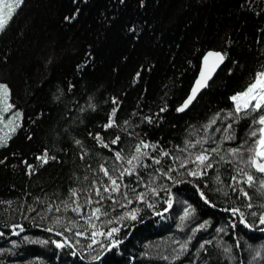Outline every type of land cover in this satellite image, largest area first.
<instances>
[{
    "label": "trees",
    "instance_id": "obj_1",
    "mask_svg": "<svg viewBox=\"0 0 264 264\" xmlns=\"http://www.w3.org/2000/svg\"><path fill=\"white\" fill-rule=\"evenodd\" d=\"M77 8L78 13L74 11ZM67 15L73 19L65 20ZM133 24L136 29L130 31ZM209 49L224 50L228 56L193 105L183 113L175 111L190 91L202 56ZM262 66L264 0H144L143 4L140 0L123 3L120 0H23L6 31L0 33V82L10 85L13 102L24 111L21 127L6 146L0 147V230L6 233L0 236V248L5 249L0 253V264H201L195 252L198 241L213 237L216 239L206 247L218 264H264V225L257 224L252 229L240 225L227 232L216 231L228 223L230 214L225 208L237 206L246 213L249 211L243 207L246 198L232 194L229 187L244 183L232 180L240 175L234 170L236 161L206 170L212 187L229 192V196L217 199L216 193L209 190L219 207L205 204L195 186L186 182L172 186L175 200L166 212L164 199L146 191V198L151 197L160 215L153 214L143 201H134L121 209L110 199L100 200L96 195L97 184H93L94 180L107 181L100 164L110 170L114 165L121 170L127 167L126 160L115 159L113 149L118 147L122 155L128 156L139 139L159 141L157 148L162 146L173 154L182 153L189 140L195 143L205 136L214 140L213 134L223 141L221 154L228 146H238L241 139H249V123L241 120L239 124L233 122L230 130L236 139L223 140L224 129L232 121L226 120V112H221L212 128L206 130L204 125L215 112L232 106L230 95L252 82ZM228 68L233 71L229 73ZM137 72L141 74L139 79ZM113 96L119 97L118 126L104 129L102 125L113 107ZM92 104L94 109L89 107ZM165 104L168 105L165 111L158 112ZM40 112L43 115H38ZM149 115L163 119L149 123L144 120ZM125 120H129L128 125L123 123ZM214 128L221 131L214 132ZM97 131L108 141L119 134L118 146L106 148L98 144L94 135H88ZM77 139L82 144L77 145ZM209 143L210 140L203 147H213ZM44 149L58 158L46 164L36 159ZM144 150L158 154L153 149ZM25 159L37 166L31 175L23 162ZM145 160L148 166L137 171L147 181L149 173H155L160 166L167 167L171 157L161 156V165L149 157ZM112 174L119 176V172ZM217 174L222 183L215 182ZM256 175L257 179L261 178L260 173ZM124 182L134 187L139 181L135 174L131 177L125 174L121 183ZM165 182L172 183L161 177L153 186ZM244 186L248 188L246 183ZM73 188L77 189L79 201L76 202L82 204L84 214H90L91 206L109 212L108 217L100 216L95 221L98 224L132 207L141 209V218L133 222L134 228L121 226V232L127 235L123 236L120 249L106 253L100 261L84 259L87 253L71 256L66 249H57L51 243L52 239H62L47 230L54 216L76 218L80 228L87 227V221L79 219L71 209L64 211L63 202L75 200L70 199ZM146 188L142 183L137 191ZM248 190L257 204L258 186ZM101 191L107 197L102 185ZM160 191L163 196V190ZM115 195L117 201L123 202L120 194ZM89 196L92 205L85 203ZM182 200L197 208L196 222L211 217L215 227L197 231L189 249L173 261L166 257L173 249L181 251L179 244L192 234L195 226V222H185L177 227L181 223ZM48 205L53 208L49 210ZM29 207L34 210L29 212ZM12 223L23 224L24 230L13 233L5 226ZM25 236L29 239L24 240ZM13 239L18 245H12ZM78 239L88 242L86 238ZM236 240L240 241L239 246ZM218 242L232 245L230 256L223 254ZM92 248L100 251L96 245ZM257 251L260 256H256ZM144 252L149 255H141ZM200 255H205L202 250Z\"/></svg>",
    "mask_w": 264,
    "mask_h": 264
},
{
    "label": "snow or ice",
    "instance_id": "obj_2",
    "mask_svg": "<svg viewBox=\"0 0 264 264\" xmlns=\"http://www.w3.org/2000/svg\"><path fill=\"white\" fill-rule=\"evenodd\" d=\"M121 3L124 0H120ZM23 3V0H0V33L6 31L9 26L10 21L12 20L14 14H16L17 9ZM140 3L143 4L144 0H140ZM78 13L80 10L77 8L74 10ZM65 20L73 19L72 15H67L64 17ZM136 25L133 24L130 26V31H135ZM228 56V53L224 50L209 49L202 56L201 65L198 66V75L194 79V83L190 87V91L182 99V102L178 104L175 108V111L183 113L193 105L194 101L197 99V96L203 89L210 86V81H212L214 75L217 73L218 69L224 63ZM87 61H85L86 63ZM79 67V66H78ZM227 71L231 73L232 68H228ZM140 72L136 73V78H140ZM113 107L111 108L110 114L102 127L108 129L114 126H118L117 123V111H118V100L119 97L113 96L112 98ZM229 99L233 102L232 106L227 110H220L213 114V117L210 118L204 125L205 129L212 128V125L217 123V119L221 116V112H226V118H231L233 122L239 124L241 120H247L250 126V131L248 133L249 139H241L238 146H228L227 151L224 154H221V143L223 141L217 140L212 141L216 146L205 148L203 143L208 142L210 137H202L200 140L193 143V141H187V146L183 148L182 153L173 154L164 147L157 148L159 141L152 142L146 139H139L135 144L134 151L128 155H122V150L118 147L113 149L115 154V159L118 161H125L127 167H124L121 170L119 167L115 166L110 170L105 164H100V169L103 170L104 176L107 177V181H93V184H97L96 195L100 200L110 199L113 204H119L120 208L123 209L125 205H130L134 201H143L146 203L149 209H152L153 214L160 215L161 213L156 212L151 202V197L146 198V191H150L152 196L160 197L164 199V202L167 204V208H164L163 211H168L173 207L175 200V193L172 191L173 185H180L183 183H190L195 186V189L198 192L201 200L211 206L219 207V204L210 197L209 190L213 193H216L217 199L221 196H229V192L222 190L221 188H216L211 186L210 177L208 175L207 169H213L214 166L219 167L221 163L231 164L233 161H239L236 164L235 171L239 172V176H233V181H242L238 186L236 184L229 185L231 188V193L234 195H242L246 198L244 208L249 211L246 213L242 210L241 207L233 206L227 207L224 210L229 213L228 223L224 227H219L216 229L217 233L227 232L238 228L240 225H243L247 229H252L257 227V224L264 225V66L260 70H257L254 74L252 82L247 84V86L241 90L233 92ZM90 108H95V105L92 104ZM168 107L167 104L163 108H160L158 112H163ZM83 111V109H81ZM135 113L136 110H133ZM38 115H43V112L38 113ZM24 117V111L19 109L12 100V89L7 82H0V147L6 146L12 136L17 132L21 127L22 120ZM157 119L162 120L163 116H145L144 120L152 123ZM125 125L129 124V120L123 122ZM232 123L227 124L224 129L226 135L223 136V140L234 141L236 139L235 134L230 131L232 129ZM214 132L221 131L220 128L212 129ZM125 131L127 129L125 128ZM89 136H95L96 142L106 148H112L113 145L119 144L121 136L116 134L111 141H108L104 138L101 132L97 131L95 133L89 132ZM132 135V133H129ZM254 138V139H253ZM77 145L82 144V141L77 139L75 141ZM196 145H200L199 148ZM178 149L179 145L176 146ZM144 149H153L158 154L153 155L149 151ZM183 153H187L184 155ZM161 156L171 157V160L168 162L167 167L160 166L155 170V173H149V179L145 181L137 171L139 167H147V161L145 157H149L152 162L156 165H161ZM219 157V159H217ZM56 156H51L48 149H44L41 153L36 156V159L47 163L50 159H57ZM5 160L7 157L4 158ZM2 162V161H0ZM26 165V169L29 172V175L33 171L37 170V166L31 162H28L27 159L23 161ZM244 166V167H242ZM112 172H119V176L112 174ZM261 174V178L257 179L256 173ZM125 174L129 177L135 174L136 180L139 181L135 183L134 187H129L127 182L123 184L121 181H124ZM161 177H166L167 181L172 183H162L157 186H153L155 180ZM216 183H222L219 174L215 176ZM144 183L147 185L145 190L137 191L138 188H141V184ZM248 185V188L258 186V193L260 196L257 204L259 208L257 209V204L253 203L252 194L244 186ZM101 185L103 192L107 193V197L102 194ZM208 186V190L206 187ZM123 188V191L121 189ZM163 190L164 195L161 196V191ZM120 194L122 201H117L116 195ZM74 197L75 200L72 203L68 201L63 202L64 211L67 213L69 209L72 212L76 213L77 217L81 220L87 221V227L80 228L76 218H69L68 216H54L50 219V226L48 231L56 233L62 239H52L53 243L57 249L67 250L71 256H77L78 253H87L83 258L92 261H100L105 257L106 253L115 252L120 249L122 245V238L126 236L127 233L121 232V226L124 228L136 226L133 222H139L141 209L139 207H132L129 210L121 211L120 214L114 215L111 219H106L105 221H100L96 223L95 221L100 220V216L108 217L109 212L103 210L98 206H91L89 208L90 214H84V208L79 201V196L77 195V189H71L70 199ZM166 197V199H165ZM37 200L40 197H36ZM7 204H11V201H5ZM85 203L92 205V197L89 196L85 200ZM98 204L99 201H96ZM181 204L183 205L182 211L180 213L181 223L177 227H181L185 222L193 223L195 226L191 229V233L187 235L186 240L183 243L179 244L180 252H176L173 249L172 254L168 259L173 261L177 260L180 255L186 252L190 247V242L194 239V234L202 229H206L211 224V217L204 218L199 222H196V213L197 208L194 207L192 203H189L187 200H182ZM52 205H48V209L51 210ZM34 209L32 207L28 208V211L31 212ZM56 211H59V207L56 208ZM253 217L254 219L250 220L248 217ZM27 218V217H26ZM43 219V217H42ZM35 222V221H33ZM102 224H107L109 227L105 228L101 226ZM230 225V227H229ZM6 227H10L13 233L19 234L24 230L23 224H5ZM37 227H41V224H37ZM215 227V226H213ZM74 228L79 230H74ZM90 228V232H89ZM66 233H72L70 237ZM6 233L0 230V236H4ZM106 239H100L105 238ZM78 238H86L87 243ZM29 237L25 236L24 240H28ZM212 239L198 241V247L195 249L197 257L201 260V264H218L217 260L213 259V253L209 250L206 245H211L213 243ZM222 239V238H221ZM12 245H18V241L13 239L11 241ZM40 243H48V240H40ZM236 246H239L240 241H235ZM92 245H96L100 249L99 252H96L92 248ZM217 246L223 249V254L230 256L233 249L232 245L224 242L223 244L217 243ZM201 250L205 254L201 256ZM5 249L0 248V253L4 252ZM10 251V250H9ZM141 255H149V253L144 252ZM259 251L256 252V256H260Z\"/></svg>",
    "mask_w": 264,
    "mask_h": 264
},
{
    "label": "rangeland",
    "instance_id": "obj_3",
    "mask_svg": "<svg viewBox=\"0 0 264 264\" xmlns=\"http://www.w3.org/2000/svg\"><path fill=\"white\" fill-rule=\"evenodd\" d=\"M226 120L229 121V120H231V119H230V118H227ZM230 122L233 123V121H230ZM249 131H250V128H249ZM247 135H248V134H247ZM213 136H214V140H213V138H211V139H210V143H211V144L213 145V147H214V146H216V145H215L214 143H212V141H217L218 138H216V137H215L216 135H214V134H213ZM213 136H212V137H213ZM209 137H210V136H209ZM217 137H218V136H217ZM248 137H249V136H248ZM253 139H254V138H253ZM206 143H207V142H205V145H206ZM210 143H209V144H210ZM203 144H204V143H203ZM226 151H227V150H226ZM225 153H226V152H225ZM236 162L239 163V161H236Z\"/></svg>",
    "mask_w": 264,
    "mask_h": 264
},
{
    "label": "water",
    "instance_id": "obj_4",
    "mask_svg": "<svg viewBox=\"0 0 264 264\" xmlns=\"http://www.w3.org/2000/svg\"><path fill=\"white\" fill-rule=\"evenodd\" d=\"M202 62V61H201ZM198 75V74H197Z\"/></svg>",
    "mask_w": 264,
    "mask_h": 264
}]
</instances>
